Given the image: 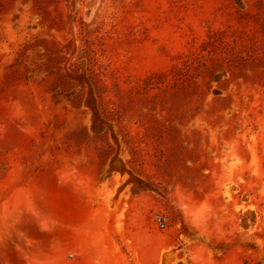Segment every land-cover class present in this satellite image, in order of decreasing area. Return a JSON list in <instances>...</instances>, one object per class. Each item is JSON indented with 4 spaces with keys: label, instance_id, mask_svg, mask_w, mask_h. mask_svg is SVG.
<instances>
[{
    "label": "rangeland",
    "instance_id": "rangeland-1",
    "mask_svg": "<svg viewBox=\"0 0 264 264\" xmlns=\"http://www.w3.org/2000/svg\"><path fill=\"white\" fill-rule=\"evenodd\" d=\"M0 264H264V0H0Z\"/></svg>",
    "mask_w": 264,
    "mask_h": 264
},
{
    "label": "built area",
    "instance_id": "built-area-1",
    "mask_svg": "<svg viewBox=\"0 0 264 264\" xmlns=\"http://www.w3.org/2000/svg\"><path fill=\"white\" fill-rule=\"evenodd\" d=\"M159 225L162 229L165 228V219L159 218L158 219Z\"/></svg>",
    "mask_w": 264,
    "mask_h": 264
}]
</instances>
